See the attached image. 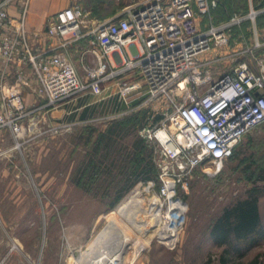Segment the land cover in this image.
<instances>
[{"label":"built area","instance_id":"2783aa9c","mask_svg":"<svg viewBox=\"0 0 264 264\" xmlns=\"http://www.w3.org/2000/svg\"><path fill=\"white\" fill-rule=\"evenodd\" d=\"M15 1L17 19L7 12ZM29 5L30 0H0V61L18 66L13 80L0 76V156L22 146L36 128L37 114L44 117L79 93L98 95L105 83L135 72L140 81L127 90L143 84L146 100L164 99L172 107L158 124L143 125L139 134L154 145L160 180L158 193L152 195L160 200L157 227L167 236L162 240L169 241L176 232L178 236L187 207L176 193L180 186L186 191L187 175L205 159L220 170L235 144L264 122V58L254 55L261 47L256 19L264 8L250 5L248 11L215 23L211 11L217 0H137L110 18L95 20L73 0L46 19V35L57 41L56 50L49 52L30 41ZM245 22L251 39H240L242 48L233 54L249 59L211 79L204 70L211 59L201 55L228 44L233 29ZM85 39L81 73L68 51ZM24 66L31 69V78ZM23 87L41 101L26 104ZM6 136L12 139L8 150L3 147ZM128 254L116 263L97 264H132ZM90 257L84 259L81 252L74 264H91Z\"/></svg>","mask_w":264,"mask_h":264},{"label":"rangeland","instance_id":"374dc122","mask_svg":"<svg viewBox=\"0 0 264 264\" xmlns=\"http://www.w3.org/2000/svg\"><path fill=\"white\" fill-rule=\"evenodd\" d=\"M135 1L114 0L119 10ZM64 2L66 0H54V8L56 4ZM263 2L217 0V6L211 11L212 20L215 23L221 22L233 12L248 11L250 5L262 9ZM258 22L263 23L264 16L257 18ZM238 30L233 29L228 44L213 47L201 55L202 59H211L204 69L211 79L230 69L237 61L249 59L242 54H233V51L242 48V38L240 40L237 37ZM87 45L85 39L68 51L81 73L85 61L80 60V52ZM263 50L260 48L254 55L258 58ZM136 81L139 82L140 78L135 72L126 74L105 83L98 95L79 93L64 99L66 103L61 101L63 103L60 102L57 107L50 108L44 117L41 113L37 114L36 128L20 148L8 150L12 144L8 136L3 141V147L8 152L0 156V187L32 188L35 191L34 204L38 206L39 213L37 238H41L43 244L49 236L52 242H57L66 252V264H73V259L87 249L106 225L108 217L115 215L125 223L121 215L127 212L129 205L144 199L147 206L148 199L159 191L160 184L153 178L139 180L124 193L118 203L109 208L115 195L113 188L104 196V184H95L88 192L72 180L76 167L85 159L97 134L104 131L112 119L145 110L143 123L136 131L142 137L139 129L143 125L158 124L172 110L164 99L146 100L143 84L134 90H127ZM86 103L88 105L83 106ZM63 105H67L65 111L57 110ZM85 107L88 108L87 113L82 116ZM127 139L123 140L127 142ZM148 144L152 146L153 157L154 145L151 142ZM232 152L233 156H228L218 171L214 170L211 161L205 159L187 175L186 191L178 187L176 194L186 203L187 208L184 223L175 239L178 240L173 246L165 244L156 235L150 239L149 244L142 243L140 234L131 229V233L139 237L134 241L141 246L131 248L126 259L129 263L222 264L221 257H225L227 264H248L258 255L254 264H264V242L243 257H237L224 253L223 247L213 244L209 237L212 219L225 205L246 196L251 185L249 171L256 170L264 161V128L256 126L250 130L235 144ZM181 208L185 209L183 206ZM261 209L264 215V201H261ZM150 231L155 232V227L150 228Z\"/></svg>","mask_w":264,"mask_h":264},{"label":"trees","instance_id":"16d2710c","mask_svg":"<svg viewBox=\"0 0 264 264\" xmlns=\"http://www.w3.org/2000/svg\"><path fill=\"white\" fill-rule=\"evenodd\" d=\"M82 3L89 16L99 20L118 9L114 0H84ZM263 14L257 18L260 19ZM87 109L82 110V116L86 115ZM144 116L145 110H140L112 119L106 129L97 134L85 159L73 173L72 180L88 192L95 184H104V196H107V191L113 188L115 195L109 208L118 203L139 180L153 178L160 184L152 146L136 134ZM258 126L264 128V122ZM124 138H128V143ZM248 177L251 185L246 196L225 205L212 219L208 230L213 244L223 247L224 253L237 257H243L264 242L261 209V201H264V161L256 170L249 171ZM257 256L248 264H254ZM221 263L227 264V259L221 257Z\"/></svg>","mask_w":264,"mask_h":264},{"label":"crops","instance_id":"0c3cea01","mask_svg":"<svg viewBox=\"0 0 264 264\" xmlns=\"http://www.w3.org/2000/svg\"><path fill=\"white\" fill-rule=\"evenodd\" d=\"M53 1L30 0L26 26L31 43L42 51L54 52L57 47V41L48 37L45 33L47 17L69 5L73 0H66L64 4H56L55 8ZM79 4L84 9L82 1L79 0ZM121 10L117 9L114 14L103 19L110 18ZM7 12L13 19H17L19 17L18 3L16 1L11 3L7 7ZM86 12L89 14L88 11ZM91 18L99 20L94 17ZM246 23L248 22L243 23L239 28L238 39L243 37L251 39V30H249V25ZM256 31L261 43L260 48L264 49V22L256 23ZM76 45H71L69 49ZM259 57L264 58V50L261 55L259 54ZM17 68L16 64L4 65L0 61V76H4L5 79L11 81L15 77ZM24 69L27 76L31 78L32 74L29 66H24ZM23 99L26 104L40 101L27 87H23ZM65 101L63 102L66 103ZM87 103L83 106L88 105ZM66 106L63 105L57 110L63 112L66 110ZM34 192L32 188L0 187V264H66L67 262L66 252L57 242H52L50 236L45 238L44 244L41 238H37L36 229L39 213L38 206L34 204ZM40 252L41 257H39Z\"/></svg>","mask_w":264,"mask_h":264},{"label":"bare ground","instance_id":"6f19581e","mask_svg":"<svg viewBox=\"0 0 264 264\" xmlns=\"http://www.w3.org/2000/svg\"><path fill=\"white\" fill-rule=\"evenodd\" d=\"M142 200L143 201L137 200L133 202L127 208V212L125 211L126 213L121 215L125 219V223L120 221L115 215L108 217L106 225L100 233L92 240L86 250L83 252L81 251L84 259L85 255L91 256V264H97L100 260L105 262L109 260L108 262L112 261L116 263L118 258L122 261L125 252L130 253L132 247L141 246L139 242L134 241L139 237L131 233V229H135L140 234L142 243L149 244L150 239L155 235L160 238L162 242L171 245L175 242L178 232H176L173 238L166 241L162 240L167 237L165 236L166 234L157 227L159 222L157 209L160 206V200L152 196L148 199L147 206L144 203V199ZM127 224L132 228H129ZM152 227H155V232L150 231ZM75 262L76 259L74 258L73 264Z\"/></svg>","mask_w":264,"mask_h":264}]
</instances>
